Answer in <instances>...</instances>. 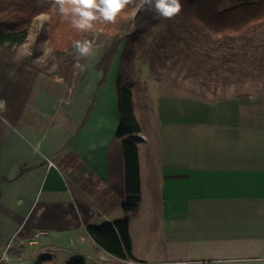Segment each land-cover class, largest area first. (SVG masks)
Instances as JSON below:
<instances>
[{
  "label": "crops",
  "instance_id": "obj_1",
  "mask_svg": "<svg viewBox=\"0 0 264 264\" xmlns=\"http://www.w3.org/2000/svg\"><path fill=\"white\" fill-rule=\"evenodd\" d=\"M94 51L80 70L38 73L16 124L0 106V243L45 230L24 249L50 251L42 264H264V96L187 95L160 77L132 87L142 200L126 211L121 52L105 72ZM123 217L135 258L87 230Z\"/></svg>",
  "mask_w": 264,
  "mask_h": 264
},
{
  "label": "trees",
  "instance_id": "obj_2",
  "mask_svg": "<svg viewBox=\"0 0 264 264\" xmlns=\"http://www.w3.org/2000/svg\"><path fill=\"white\" fill-rule=\"evenodd\" d=\"M229 1L233 3L227 5ZM180 3L181 12L165 19L154 9L149 10L144 0H130L115 23L97 19L89 30L80 31L71 24V12L61 15L53 0H0V49L5 53L0 55L10 57L9 60L0 58V98L6 101L2 115L14 124L19 121L34 79L43 68L33 62L42 54L40 50L36 49L20 64L13 62L10 50L27 40L29 28L40 14L50 15L40 40H49L60 66L75 64L79 56L75 41L93 42L94 31L107 29L114 35L113 44L98 63L107 72L123 43L116 91L121 114L117 136L122 139L125 159L126 197L122 206L126 211L136 210L142 200L139 148L135 141L141 126L134 111L133 56L142 50L141 55L148 58L154 69L159 61L164 64L183 61L184 66L188 61L200 66L204 58H214L232 63L225 66L230 71L240 70L233 63L246 61L264 73V0H180ZM212 44L217 45V50L227 47L228 53L220 51L216 57L210 55ZM87 230L98 245L115 257L135 258L128 217L89 225ZM46 257L36 264H42ZM67 264H86V261L74 256Z\"/></svg>",
  "mask_w": 264,
  "mask_h": 264
},
{
  "label": "rangeland",
  "instance_id": "obj_3",
  "mask_svg": "<svg viewBox=\"0 0 264 264\" xmlns=\"http://www.w3.org/2000/svg\"><path fill=\"white\" fill-rule=\"evenodd\" d=\"M232 3L233 2L229 1L227 5ZM49 20L50 15L47 13L40 14L34 20L29 28L27 40L23 44L15 46L10 50L13 51L11 57L14 60L13 62L20 64L22 61L27 60L28 56L38 49L42 54L35 58L33 62L43 68V72L65 75L70 71H74V69L80 70L82 60L84 62V59H87L86 56L79 55L74 65L60 66V62L53 53L49 40H40V34ZM113 37V33L107 29L94 31L93 48L100 45L104 47L105 51L112 46ZM211 47L214 48H211L208 53L214 57H216L220 51L228 53L227 47L224 49L221 48L222 50H217L215 48L217 47L216 44H212ZM122 48L123 43L120 45L119 55L120 52H122ZM2 50L3 49H0V53L5 54L1 52ZM141 53L142 50H139L136 56H133L132 61V87L135 89L137 95H144V89L149 85V81H151V79L157 80V78L160 77L164 78L165 81H170L168 84H160L163 85L165 90L187 95H199L209 99L239 94H256L264 96V73L256 66L253 67L250 62L243 61L241 64L233 63V65L239 67L240 70L236 69L230 71L227 70L228 68L226 67L230 66L232 63L225 62L221 59L215 60L214 58H204V62L201 64L199 63L200 66L196 63H189L188 61L185 66L183 61H180L178 64H171L172 62L164 64L159 61L156 65V70L150 66L148 58L142 56ZM5 56L7 55H0V58L2 60L10 59L9 56H7L8 58ZM189 67H191V70H188ZM171 77L175 82L171 80ZM1 105L5 108V99L0 98V106ZM36 263V261H32L30 264Z\"/></svg>",
  "mask_w": 264,
  "mask_h": 264
},
{
  "label": "clouds",
  "instance_id": "obj_4",
  "mask_svg": "<svg viewBox=\"0 0 264 264\" xmlns=\"http://www.w3.org/2000/svg\"><path fill=\"white\" fill-rule=\"evenodd\" d=\"M58 5L61 15H69L71 12V24L80 31H87L93 26V22L102 19L109 23H115L117 15L130 3V0H53ZM149 10H155L165 19L174 18L181 12L180 0H144ZM70 5L71 8L66 7ZM74 48L80 56L94 57L93 44L89 40H77Z\"/></svg>",
  "mask_w": 264,
  "mask_h": 264
},
{
  "label": "built area",
  "instance_id": "obj_5",
  "mask_svg": "<svg viewBox=\"0 0 264 264\" xmlns=\"http://www.w3.org/2000/svg\"><path fill=\"white\" fill-rule=\"evenodd\" d=\"M135 136L137 139L140 138L138 134ZM45 233V230H38L28 239H12L7 243H0V264H20L26 256L36 262L44 256H51V252L47 249L35 251L31 254H26L24 251L27 246L39 245L40 238Z\"/></svg>",
  "mask_w": 264,
  "mask_h": 264
}]
</instances>
